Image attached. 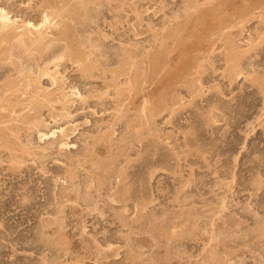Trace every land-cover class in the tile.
<instances>
[{
    "label": "rangeland",
    "instance_id": "1",
    "mask_svg": "<svg viewBox=\"0 0 264 264\" xmlns=\"http://www.w3.org/2000/svg\"><path fill=\"white\" fill-rule=\"evenodd\" d=\"M1 13L0 264H264V0Z\"/></svg>",
    "mask_w": 264,
    "mask_h": 264
},
{
    "label": "bare ground",
    "instance_id": "2",
    "mask_svg": "<svg viewBox=\"0 0 264 264\" xmlns=\"http://www.w3.org/2000/svg\"><path fill=\"white\" fill-rule=\"evenodd\" d=\"M110 1V0H109ZM104 3V2H103ZM125 4V3H124ZM48 8V7H47ZM100 10V9H99ZM4 13H5V11H4ZM77 14V13H76ZM5 15H6V13H5ZM3 13H1L0 14V28H1V30L2 29H5V27H7L8 26V23H7V21H8V17H6ZM72 15H73V13H72ZM92 15V14H91ZM47 16V15H46ZM93 16V15H92ZM46 18V20L47 19H49V18H47V17H45ZM63 18V17H62ZM10 20V19H9ZM48 21V20H47ZM51 21V20H50ZM49 21V22H50ZM48 22V23H49ZM43 24H44V22H43ZM51 24V23H50ZM10 25V24H9ZM40 25V24H39ZM47 24H45V26H46ZM34 26H36V25H34ZM40 28V27H39ZM31 29V28H30ZM47 30V29H46ZM3 31V30H2ZM5 31V30H4ZM39 31H41V30H39ZM30 32H32V31H30ZM40 33V32H39ZM42 34H43V32H41ZM41 33L39 34V35H41ZM7 34V33H6ZM26 34V33H25ZM37 34H38V32H37ZM5 35V34H4ZM24 35V34H23ZM27 35V34H26ZM35 35V34H34ZM43 36V35H42ZM5 37H6V35H5ZM37 37V36H36ZM30 38V37H29ZM58 39V38H57ZM56 39V40H57ZM9 40V39H8ZM35 40V39H34ZM4 41V40H3ZM29 41V40H28ZM32 42H30V43H33V40H31ZM36 43H39V45L42 47V49H43V46L45 47V42H44V37L42 38V40H39V37L36 39V41H35ZM51 42V41H50ZM25 43V42H24ZM44 43V44H43ZM49 43V42H48ZM47 43V44H48ZM33 44H35V43H33ZM32 44V45H33ZM31 45V46H32ZM97 45V44H96ZM36 46V45H35ZM50 46V45H49ZM47 47V46H46ZM102 47V46H101ZM169 47V46H168ZM48 48V47H47ZM25 49V48H24ZM55 49V48H54ZM109 50V49H108ZM56 51H57V49H56ZM41 52V51H40ZM48 53H49V50H48ZM69 54V53H68ZM99 55V54H98ZM61 57V56H60ZM102 57V56H101ZM96 58V57H95ZM2 59V58H1ZM237 60H239V59H237ZM121 61V60H120ZM108 62V61H107ZM165 67V66H164ZM1 70V69H0ZM42 71V70H41ZM44 72V71H43ZM92 75V74H91ZM152 82V81H151ZM13 85V84H12ZM39 100V99H38ZM49 100V99H48ZM55 101V100H54ZM48 102V101H47ZM35 104H36V102H35ZM38 104V103H37ZM30 106H32V105H30ZM38 106H39V104H38ZM151 173V172H150ZM260 183V182H259ZM255 184V183H254ZM137 185V184H136ZM135 186V185H134ZM138 187V186H137ZM255 187V186H254ZM132 192V191H131ZM143 192V191H142ZM120 198V197H119ZM140 204V203H139ZM123 220V219H122ZM124 222V221H123Z\"/></svg>",
    "mask_w": 264,
    "mask_h": 264
}]
</instances>
